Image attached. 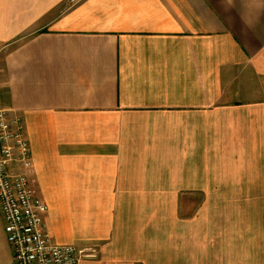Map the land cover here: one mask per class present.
Instances as JSON below:
<instances>
[{"label":"crops","instance_id":"obj_1","mask_svg":"<svg viewBox=\"0 0 264 264\" xmlns=\"http://www.w3.org/2000/svg\"><path fill=\"white\" fill-rule=\"evenodd\" d=\"M0 106L80 264H264V0H0Z\"/></svg>","mask_w":264,"mask_h":264},{"label":"built area","instance_id":"obj_2","mask_svg":"<svg viewBox=\"0 0 264 264\" xmlns=\"http://www.w3.org/2000/svg\"><path fill=\"white\" fill-rule=\"evenodd\" d=\"M32 169L22 118L0 106V215L13 264H80L83 251L53 242L47 208L30 187Z\"/></svg>","mask_w":264,"mask_h":264},{"label":"rangeland","instance_id":"obj_3","mask_svg":"<svg viewBox=\"0 0 264 264\" xmlns=\"http://www.w3.org/2000/svg\"><path fill=\"white\" fill-rule=\"evenodd\" d=\"M0 227H1L0 228V264H13L10 249L6 242V238L3 230V222L1 218H0Z\"/></svg>","mask_w":264,"mask_h":264}]
</instances>
